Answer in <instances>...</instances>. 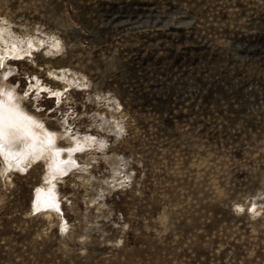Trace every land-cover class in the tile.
Returning <instances> with one entry per match:
<instances>
[{"label": "rangeland", "instance_id": "1", "mask_svg": "<svg viewBox=\"0 0 264 264\" xmlns=\"http://www.w3.org/2000/svg\"><path fill=\"white\" fill-rule=\"evenodd\" d=\"M0 65V264H264V0H0Z\"/></svg>", "mask_w": 264, "mask_h": 264}, {"label": "snow or ice", "instance_id": "2", "mask_svg": "<svg viewBox=\"0 0 264 264\" xmlns=\"http://www.w3.org/2000/svg\"><path fill=\"white\" fill-rule=\"evenodd\" d=\"M0 66H2V65H0ZM53 95H56V93H53Z\"/></svg>", "mask_w": 264, "mask_h": 264}, {"label": "bare ground", "instance_id": "3", "mask_svg": "<svg viewBox=\"0 0 264 264\" xmlns=\"http://www.w3.org/2000/svg\"><path fill=\"white\" fill-rule=\"evenodd\" d=\"M8 107V106H7ZM10 107V106H9ZM2 108H3V106H2ZM5 119V118H4ZM26 127V126H25Z\"/></svg>", "mask_w": 264, "mask_h": 264}]
</instances>
